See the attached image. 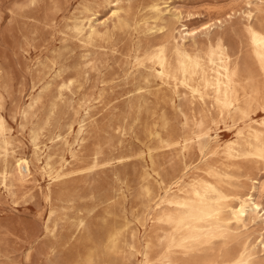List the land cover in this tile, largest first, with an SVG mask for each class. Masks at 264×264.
<instances>
[{
	"label": "rangeland",
	"instance_id": "rangeland-1",
	"mask_svg": "<svg viewBox=\"0 0 264 264\" xmlns=\"http://www.w3.org/2000/svg\"><path fill=\"white\" fill-rule=\"evenodd\" d=\"M152 1L0 0V142L9 150L7 186L0 156V264H220L264 234V223L247 220L189 248L174 241L167 219L178 215V177L188 187L214 165L228 195L264 182V89L247 116L223 120L211 100L202 104L139 65L137 55L165 40V32L145 25L153 21ZM159 1L176 38L182 24L196 28L221 15L222 23L198 31L186 47L205 51L209 38L220 37L245 81L262 79L247 25L264 32V0L250 20L243 0ZM116 2L119 14L110 17ZM87 9L111 19L92 41L73 29ZM206 111L211 137L222 148L239 142L241 155H202L194 119ZM252 130L261 146L246 149L241 134ZM170 136L179 144L161 143ZM250 262L264 264V253Z\"/></svg>",
	"mask_w": 264,
	"mask_h": 264
},
{
	"label": "bare ground",
	"instance_id": "bare-ground-1",
	"mask_svg": "<svg viewBox=\"0 0 264 264\" xmlns=\"http://www.w3.org/2000/svg\"><path fill=\"white\" fill-rule=\"evenodd\" d=\"M243 2V14L250 20L258 0H243ZM163 4L166 3H161L159 0H153L150 3L152 11L150 16L153 17V21L148 22V20H145V25L150 23L152 25H147L149 30L155 28L165 32V40L156 46H148L141 55L136 56V62L143 67L150 66L156 76L167 83L173 81L175 86H184L194 99L196 97L200 98L202 104H210L212 101L213 104L211 105L217 110L218 115L222 119L230 115L235 121L238 117L247 116L253 105L258 102L262 89H264V32L256 29L251 23L247 25L252 55L262 76L258 83H248L243 78L237 61L232 60L228 47L225 46L220 37L215 40L208 37L205 51L190 49L185 45V40L198 34V31L208 34L211 27L222 23L221 19L223 17L221 15L210 17L200 27L196 28H190L188 25L182 24V29L178 30L179 38L181 39L179 40L174 35V30L169 29L168 23L164 18L167 9L164 6L162 7ZM115 5L116 8L112 10L110 17H117L119 14L118 2ZM230 10L234 11V9ZM172 14L179 22L181 21L182 14L179 9H175ZM227 14L225 12L223 15L226 16ZM79 16L76 18L73 28L77 31L76 34H81L91 41L103 36L104 32L102 31L108 27L107 22L110 18L105 20L98 19L96 13L91 12L89 9L81 12ZM104 35L106 36V34ZM145 80L147 79L145 78ZM65 84L66 82H62V85ZM63 87L65 86H61V88ZM143 88H146V85L137 87L138 90ZM208 100L211 101L209 102ZM216 117L218 118V116ZM209 119L210 114L208 111L202 112L200 116L194 119V126L198 130L195 135L199 139L202 155L209 156L217 151H222L228 158L237 157V154L241 155L242 151L240 150L239 142L232 141L222 148L211 137L208 130ZM84 120L82 123H85ZM70 125L72 126L73 124L71 123ZM83 126L84 124L80 126V131L83 130ZM2 129L3 120L0 117V135L2 134ZM38 135L37 131H32L36 151L39 150ZM241 136L247 145L246 149L261 146L258 131L252 130L249 134L242 133ZM185 141L186 147L192 144L191 137L186 138ZM1 142L0 156L3 154L4 163L1 172V184L7 186V173L9 170L7 151L9 150L5 146V141L4 143ZM161 143L164 145L179 144L171 136L161 138ZM202 169L206 174L193 178L188 187L183 185L182 176L178 177L175 182L179 189H177V196L174 197L173 202L178 207V215L176 217L169 216L167 221L175 232L174 241L178 246L189 248L203 238L210 239L224 236L229 231L231 224H235L238 227H246L245 223L247 220L254 222L260 220L264 223V203L260 199L264 195V182L257 181L258 186L245 195H240L238 192L228 195L218 182L224 177L221 170L211 164ZM170 189L168 188L167 192ZM257 248H259L258 251ZM261 252L264 253V234L260 236L256 244L248 240L243 250L236 257L220 264H254L250 262V259Z\"/></svg>",
	"mask_w": 264,
	"mask_h": 264
}]
</instances>
